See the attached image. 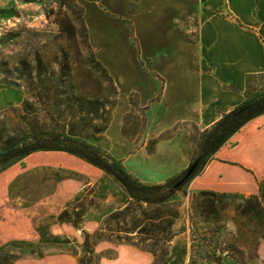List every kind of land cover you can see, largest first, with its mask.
Masks as SVG:
<instances>
[{"label":"rangeland","instance_id":"obj_1","mask_svg":"<svg viewBox=\"0 0 264 264\" xmlns=\"http://www.w3.org/2000/svg\"><path fill=\"white\" fill-rule=\"evenodd\" d=\"M59 16L85 29L96 62L117 89L108 127L85 141L143 184H163L188 169L210 129L188 119L199 98L197 0H0V36L23 29L56 33ZM26 39L20 33L0 45V63L11 68ZM261 124L240 137L245 145L222 155L264 171V127L255 132ZM220 170L227 181L246 178L236 166ZM217 172L205 181L214 182ZM194 196L186 188L174 199L180 206L175 237L157 246L165 249L166 264H216L207 255L221 264H264L259 223L243 220L239 232L235 226L234 208L250 195L225 201L227 209L209 220L199 216ZM128 203L122 186L86 161L35 153L0 172V253L12 264H79L89 236L94 264H154L153 254L109 239L104 230ZM65 212L70 221L60 218ZM76 213L80 224L73 222Z\"/></svg>","mask_w":264,"mask_h":264},{"label":"trees","instance_id":"obj_2","mask_svg":"<svg viewBox=\"0 0 264 264\" xmlns=\"http://www.w3.org/2000/svg\"><path fill=\"white\" fill-rule=\"evenodd\" d=\"M58 31L3 33L0 45L27 36L22 53L16 55L11 68L0 63V90L17 88L25 92L20 106H10L0 114V172L36 152H62L86 161L112 177L130 199L123 209L112 213L105 221L109 239L136 245L153 254L154 264H166L165 249L175 237L172 228L179 217L178 193L201 175L216 152L255 119L264 116V73L246 77L245 101L225 113L217 111L218 119L210 127L200 146L194 170H184L163 184L147 185L136 180L123 165L108 157L87 138L101 136L108 127L115 105L117 89L112 79L96 62L85 29H76L65 17L55 22ZM79 44L86 54L79 51ZM256 84L254 96L247 93ZM257 195H250L236 205L235 226L242 221H256L264 238V179L258 181ZM237 195L201 191L194 196L196 210L202 219L219 217L227 209L225 201L238 200ZM80 213L74 223L80 224ZM60 218L70 221L68 213ZM163 234L160 236V234ZM134 236H131L133 235ZM100 239V238H97ZM89 236L85 241V256L79 264H94ZM209 261L221 264V259L207 255ZM0 264H12L11 258L0 253Z\"/></svg>","mask_w":264,"mask_h":264},{"label":"crops","instance_id":"obj_3","mask_svg":"<svg viewBox=\"0 0 264 264\" xmlns=\"http://www.w3.org/2000/svg\"><path fill=\"white\" fill-rule=\"evenodd\" d=\"M197 5L195 47L199 51V98L188 119L209 128L217 121L218 110H230L245 101L246 77L264 73V0H197ZM24 96L19 89H1L0 112L8 106L19 105ZM263 121L264 116H261L250 122L216 152L204 172L190 182L189 194L201 191L234 195L258 193L257 183L264 179V171L226 158L222 152L245 145L240 137L253 124ZM263 127L261 124L255 132ZM225 166L240 168L246 178L227 181L220 170ZM214 169L218 170L216 180L206 182L205 178Z\"/></svg>","mask_w":264,"mask_h":264},{"label":"water","instance_id":"obj_4","mask_svg":"<svg viewBox=\"0 0 264 264\" xmlns=\"http://www.w3.org/2000/svg\"><path fill=\"white\" fill-rule=\"evenodd\" d=\"M194 167H195V164H193L191 167H190V169H189V173H191L193 170H194Z\"/></svg>","mask_w":264,"mask_h":264}]
</instances>
